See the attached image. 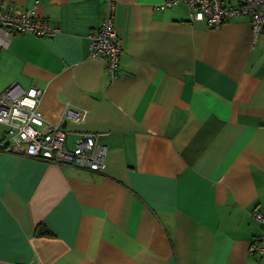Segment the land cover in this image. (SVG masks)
<instances>
[{
  "label": "crops",
  "instance_id": "1",
  "mask_svg": "<svg viewBox=\"0 0 264 264\" xmlns=\"http://www.w3.org/2000/svg\"><path fill=\"white\" fill-rule=\"evenodd\" d=\"M167 1L0 0L58 30L9 36L0 93L41 90L68 148L91 133L107 150L97 172L0 153V264H264L249 252L264 213V29L244 15L208 27ZM110 8L114 80L88 52Z\"/></svg>",
  "mask_w": 264,
  "mask_h": 264
},
{
  "label": "built area",
  "instance_id": "2",
  "mask_svg": "<svg viewBox=\"0 0 264 264\" xmlns=\"http://www.w3.org/2000/svg\"><path fill=\"white\" fill-rule=\"evenodd\" d=\"M185 3L191 9V20L219 28L238 16H248L255 35L264 29V0H168L162 9ZM31 33L37 37H53L58 30L48 22L37 20L31 11L12 7L0 10V50L8 45L9 36ZM91 58H102L111 80L118 78L122 46L114 28V12L110 8L100 27L88 35ZM42 91L24 89L13 84L0 93V124L6 127L0 140V152L20 153L23 156L63 165L77 166L97 172L105 167L107 150L97 143L96 135L75 134L73 146L68 148V132L60 125L48 122L39 109ZM64 118L82 121L83 112L66 108ZM261 234L249 246L251 254L264 255V213L255 211Z\"/></svg>",
  "mask_w": 264,
  "mask_h": 264
},
{
  "label": "trees",
  "instance_id": "3",
  "mask_svg": "<svg viewBox=\"0 0 264 264\" xmlns=\"http://www.w3.org/2000/svg\"><path fill=\"white\" fill-rule=\"evenodd\" d=\"M37 235L50 236L52 234L45 226L39 225L37 227Z\"/></svg>",
  "mask_w": 264,
  "mask_h": 264
},
{
  "label": "rangeland",
  "instance_id": "4",
  "mask_svg": "<svg viewBox=\"0 0 264 264\" xmlns=\"http://www.w3.org/2000/svg\"><path fill=\"white\" fill-rule=\"evenodd\" d=\"M8 8H12V7H8ZM88 44H89V41H88ZM5 131H6V127L3 126V125H0V137H3L4 136V132Z\"/></svg>",
  "mask_w": 264,
  "mask_h": 264
},
{
  "label": "bare ground",
  "instance_id": "5",
  "mask_svg": "<svg viewBox=\"0 0 264 264\" xmlns=\"http://www.w3.org/2000/svg\"><path fill=\"white\" fill-rule=\"evenodd\" d=\"M0 153H7L6 151H4V152H0Z\"/></svg>",
  "mask_w": 264,
  "mask_h": 264
}]
</instances>
